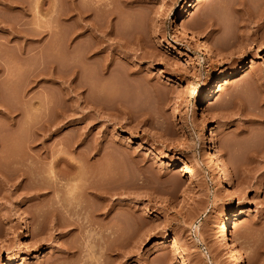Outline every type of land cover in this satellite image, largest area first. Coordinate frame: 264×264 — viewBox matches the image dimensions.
Returning <instances> with one entry per match:
<instances>
[{
    "label": "rangeland",
    "instance_id": "1",
    "mask_svg": "<svg viewBox=\"0 0 264 264\" xmlns=\"http://www.w3.org/2000/svg\"><path fill=\"white\" fill-rule=\"evenodd\" d=\"M102 1L0 0V258L228 264L216 234L235 206L230 242L241 264H264V0ZM186 1L188 28L221 60L181 39ZM235 68L203 113L205 88ZM209 132L240 188L233 200L207 167ZM70 163L87 170L72 201L60 179ZM40 177L51 187L35 197Z\"/></svg>",
    "mask_w": 264,
    "mask_h": 264
},
{
    "label": "bare ground",
    "instance_id": "2",
    "mask_svg": "<svg viewBox=\"0 0 264 264\" xmlns=\"http://www.w3.org/2000/svg\"><path fill=\"white\" fill-rule=\"evenodd\" d=\"M85 1V0H84ZM98 0H96V2H97ZM105 1V0H104ZM109 1V0H108ZM108 1H105L104 3H103V1H102V3H98V4H95V5H107V6H109V3H108ZM112 1V0H111ZM126 1V0H125ZM201 1H203V0H193V2H194V4H197V3H199V2H201ZM38 2V1H37ZM110 2V1H109ZM127 2V1H126ZM106 3V4H105ZM112 3H113V1H112ZM124 3V2H123ZM94 5V6H95ZM111 5V4H110ZM123 5V4H122ZM124 5H126V3L124 4ZM102 6V7H103ZM130 6V5H129ZM189 7V6H191V3H188V1H186V2H184V4H183V6L181 7V9H180V12H181V15H180V17H179V21H180V23H179V29H178V32H179V35H180V37H181V39L182 40H184L185 42H188L189 43V46L191 45V48H193L194 50H196V51H199V52H201V54H203V55H211L212 57H213V59L214 60H217V61H219V60H221V55H220V53H218V51H216V49H214L213 48V46L207 41V39L206 38H204L203 37V35L201 36V35H199V34H196L195 32H192L189 28H188V26H187V22H188V16L191 14V11H190V9H188V8H186V7ZM36 7H38V6H36ZM96 7V6H95ZM98 8H99V6H97ZM123 7V6H122ZM94 8V7H93ZM110 8V7H109ZM100 9V8H99ZM102 9V8H101ZM125 9V8H124ZM94 10V9H93ZM97 10V9H96ZM105 10V9H104ZM107 10H109V9H107ZM82 11H83V9H82ZM107 12H109V11H107ZM113 12V11H112ZM85 15V14H84ZM82 18V17H81ZM93 18V17H92ZM89 20V19H88ZM90 21V20H89ZM93 21H94V19H93ZM94 23V22H93ZM97 23V22H96ZM100 24V23H99ZM91 25V24H90ZM108 25V24H107ZM93 26V25H92ZM83 27V26H82ZM93 28L95 29L96 28V30L98 29L97 27H95V26H93ZM92 28V29H93ZM103 28V27H102ZM93 29V30H94ZM104 29V28H103ZM102 29V30H103ZM92 30V31H93ZM95 30V31H96ZM112 30V29H111ZM101 32V31H100ZM105 32V31H104ZM107 32V31H106ZM112 32H114V31H112ZM139 32V31H138ZM93 33H94V31H93ZM92 33V34H93ZM101 33H103V32H101ZM142 33V32H141ZM141 33L139 34V33H137L136 34V36H137V38L136 37H134V38H136V43H140V41L141 40H144V38L142 39V35H141ZM198 33V32H197ZM199 33H200V31H199ZM95 34V33H94ZM117 34H118V32H117ZM141 35V36H140ZM135 36V35H134ZM98 37V36H97ZM116 38V37H115ZM117 38H119V40H120V37H118L117 36ZM135 40V39H134ZM145 41V40H144ZM117 42H118V39H117ZM125 42H127V41H125ZM97 43V42H96ZM113 43V42H112ZM138 43V44H139ZM143 42H141V44H142ZM115 45H116V43H114ZM144 44H146L145 42H144ZM118 45V44H117ZM98 46V45H97ZM121 46V45H120ZM116 47V46H115ZM144 47V46H143ZM147 47V46H146ZM98 47H94L93 49L95 50V49H97ZM119 48V47H118ZM122 48H125L124 47V44H123V47ZM92 49V50H93ZM86 50H88L87 48H86ZM91 50H89V52H90ZM97 51V50H96ZM96 51H93V52H91L90 54H88V52H87V55H86V53H84L85 55H86V58L88 57H90V58H93L94 59V57H92V56H95L96 55ZM148 51H149V49H148ZM147 51V53H146V55L149 57V59H156L157 57H156V54L154 53V52H152V50H151V52L149 51L148 52ZM86 52V51H85ZM145 53V52H144ZM144 53H143V55H144ZM126 55V54H125ZM84 57V56H83ZM151 59V60H152ZM90 60V59H89ZM88 62V61H87ZM17 66V65H16ZM15 67V66H14ZM45 69H47V68H45ZM136 70V69H135ZM241 70V69H240ZM37 71V70H36ZM40 71H42V70H40ZM39 71V72H40ZM46 71V70H45ZM39 72H38V74L37 75H39ZM35 73V72H34ZM33 73V74H34ZM41 73V72H40ZM43 73V72H42ZM41 73V74H42ZM239 74V70H238V68H235V69H233L230 73H229V75L228 76H225L224 74H221L218 78H217V82L215 83V85H213V87L212 88H205V96H204V101H203V103H202V106H201V108H202V112L203 113H206L207 111H208V109L210 108V106H211V104H212V102H213V100H214V97H215V95L217 94V93H220L223 89H224V86H225V84L227 83V81H231V79H234L237 75ZM35 76V74H34V77H32V78H34L33 80H34V84H35V79L38 77V76ZM46 75V74H45ZM43 76V75H42ZM50 76V75H49ZM13 77V76H12ZM47 77V76H46ZM39 78V77H38ZM32 80V79H31ZM39 80V79H38ZM38 84V83H37ZM31 86V85H30ZM36 86V85H35ZM42 100V99H41ZM41 102H43V101H41ZM47 102V101H46ZM39 103H40V101H39ZM38 103V104H39ZM43 104H45V103H43ZM40 105H42L41 103H40ZM37 106V105H36ZM42 106H44V105H42ZM38 107H39V105H38ZM43 143V142H42ZM201 144H205L206 145V147H207V149H204L205 150V160H206V163H207V167L209 168V170L211 171V175H212V177L214 178V180H215V184H216V187L218 188V189H224V188H228V198L230 199V200H233V199H235L239 194H240V188H239V186H237V184L232 180V173H231V171H230V169L227 167V165H226V163H225V161L223 160L222 161V159H221V157L219 156L220 154L217 152V149L213 146L214 145V139H213V137L210 135V132L208 133V135H206V134H201ZM49 147V146H48ZM46 148H47V146H45V144L44 145H40V147L38 148V150H46ZM45 152V151H44ZM59 160H61V159H59ZM66 163H67V161H66ZM66 165H70V168H71V172H67L66 171V169L65 170H63L62 168H60L59 170L61 171V175H60V179H64L66 182H65V184H66V186H67V189H65V190H67V192L68 193H70V200L72 201V199H78V195L77 194H79V191H81V188L83 187V186H85L86 185V183L85 182H83L82 180H84L83 178L85 177V173H87V170H86V172L84 173V171L82 170L83 168H82V166L80 165V164H74V163H70V164H66ZM65 165V166H66ZM92 168V167H91ZM90 170H93V169H90ZM95 171V170H94ZM23 172V171H22ZM51 172H52V170H51ZM51 172H49L50 174H51ZM25 173V172H24ZM53 174H51V177H54L55 178V183H53V185L54 184H56V179H57V173H55L54 171L52 172ZM70 173V174H69ZM59 174V173H58ZM88 174H92L91 172H88ZM49 175V174H48ZM57 175V176H56ZM45 176V175H44ZM86 176H87V174H86ZM92 176H94V174H92ZM47 177V176H46ZM50 177V176H49ZM59 177V176H58ZM91 177V176H90ZM95 177V176H94ZM41 178V177H40ZM43 178V179H42ZM41 179H42V183H39L38 184V186L36 187L35 186V188H36V190H38V191H36L35 192V194H33V195H35V197L37 196H40V195H45V194H47V189H49L51 186V183H50V181H51V179L52 178H49L50 179V181L49 180H44V177H42ZM53 178V179H54ZM92 178V177H91ZM48 179V178H47ZM68 179H74V180H72V183H70V184H67V181H69L70 182V180H68ZM44 180V181H43ZM58 180H59V178H58ZM89 180V179H88ZM87 180V182H88V185H87V188L88 189H90L91 190V192L92 193H95V194H97V193H101L99 190H97L95 187V185H94V187H93V185H91L90 183H91V180H92V182L95 180H93V178L92 179H90V183H89V181ZM46 181V182H45ZM68 182V183H69ZM65 186V187H66ZM34 189V188H33ZM47 190V191H46ZM34 193V192H33ZM32 195V194H31ZM77 197V198H76ZM66 198H68V196H66ZM66 198H64V200L66 199ZM64 200H63V203H61V206L63 207H65L66 206V208H68L67 207V205H65V204H69V203H66L65 202V204H64ZM67 201V200H66ZM70 201V202H71ZM75 202H77V201H75ZM63 204V205H62ZM73 204H75V203H73ZM53 212L52 213H54V214H56L58 211H57V208H55L54 207V209L52 210ZM51 212V211H50ZM243 212V210L242 209H237L235 206H233V207H231L229 210H228V213H227V217L223 220V222L219 225V228H218V231H217V234H216V241H217V243L219 244V246H220V248L222 249V250H224V251H226L227 253H228V256H229V261H228V264H241V262L244 260V258L242 257V255L241 254H238L237 252H236V248L235 247H233L232 246V242H230V239H229V236H228V230H229V228H231V227H233V226H236L237 224H238V220H240V216H241V213ZM167 239H168V236L167 235H163V237H162V239H161V241H159L158 242V244H163L164 242H166L167 241ZM26 258H28V255H23V254H19V255H17V254H15L14 253V251L12 250V249H8L7 251H6V256H4L3 258H0V264H18L21 260H23V259H26Z\"/></svg>",
    "mask_w": 264,
    "mask_h": 264
}]
</instances>
